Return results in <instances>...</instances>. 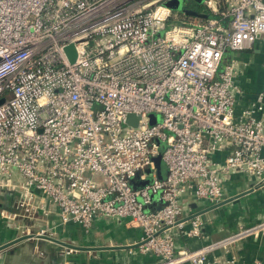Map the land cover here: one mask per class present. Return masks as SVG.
I'll return each mask as SVG.
<instances>
[{"label": "built area", "instance_id": "built-area-1", "mask_svg": "<svg viewBox=\"0 0 264 264\" xmlns=\"http://www.w3.org/2000/svg\"><path fill=\"white\" fill-rule=\"evenodd\" d=\"M164 1L0 0V186L19 177L27 217L49 203L83 229L121 220L141 230L152 264H197L237 233L177 250L184 223L188 236L201 224L182 197L217 204L232 172L264 184V92L236 113V70L223 61L264 33V0H204L215 15L197 18Z\"/></svg>", "mask_w": 264, "mask_h": 264}, {"label": "crops", "instance_id": "crops-1", "mask_svg": "<svg viewBox=\"0 0 264 264\" xmlns=\"http://www.w3.org/2000/svg\"><path fill=\"white\" fill-rule=\"evenodd\" d=\"M223 61H232L235 66L234 82L241 91L235 109L239 113L255 100L257 93L264 92V33L249 47L237 51L225 50ZM223 154L218 153L216 157L220 159ZM160 172L164 176L165 167ZM19 181L14 173L10 185L0 186V245L26 233L43 231L60 241L83 248L66 247L48 239L24 238L0 250V264H152L156 261L153 253L142 252L137 245L142 236L141 230L127 227L121 220L98 218L88 229H83L73 221L61 222L56 207L47 203L45 213L38 210L32 218L28 217L30 219L23 216V219L18 217L11 221L1 212L15 215L16 211H10L17 210L15 184ZM251 181L252 178L244 173L223 175L225 199L247 192L213 208L205 200L183 196L182 202L187 206L184 215L192 218L197 214L201 221L200 233L188 236L185 231L191 225L189 220L186 221L184 230L177 231L175 235L176 249L195 251L237 233L224 249H215L203 263L197 264L231 261V264H264V228H259L264 223V184L254 186ZM34 230L36 232H32ZM183 264L193 263L185 261Z\"/></svg>", "mask_w": 264, "mask_h": 264}, {"label": "water", "instance_id": "water-1", "mask_svg": "<svg viewBox=\"0 0 264 264\" xmlns=\"http://www.w3.org/2000/svg\"><path fill=\"white\" fill-rule=\"evenodd\" d=\"M187 1H189V0H165L164 1V5L166 7H168L169 9L173 10V11L183 12L184 14L193 15V16H201V15H204L203 13H200V12L194 10V9L187 8L186 7V2ZM191 1H193L196 5H200V4H202L204 2V0H191ZM64 51H65V53H66L69 61L70 62H73L74 59H75V56H76V53H75V49H74L73 44L66 45L64 47ZM5 98H6V96H4L3 98H1L0 99V102H2ZM150 118H151V121H153L154 116L152 115V116H150ZM137 119H138V116L134 115L133 113H129L126 116V122L127 123H130L131 125H134V126L136 125ZM154 165H155L156 169L158 170V173H159V176L158 177L159 178H163L164 176L162 175V173L160 172V170L164 167V164L161 161V159L159 158L157 161H155ZM251 185H254L255 186L257 184L255 183V181H251ZM248 190H250V188ZM245 192H247V191H244V192H241V193H239L237 195L228 197V198L224 199L223 201H221V202H219L217 204L212 205L210 208L217 207V206H219L221 204H224L226 202H229V201L237 198L238 196L244 194ZM193 216H195V215H193ZM33 237H35V238H41V239H48V240H51L53 242L59 243V244H61L63 246L70 247V248H74V249L75 248L76 249H82L83 248V247H78V246L71 245V244H68L66 242L60 241V240H58V239H56L54 237H51V236H49L47 234H43V233H37V234H35V233H26L24 235H21V236L13 239L11 241H8V242L0 245V250L6 248L7 246H9V245H11V244H13V243H15V242H17L19 240L24 239V238H33ZM125 247H128V246H125Z\"/></svg>", "mask_w": 264, "mask_h": 264}, {"label": "rangeland", "instance_id": "rangeland-1", "mask_svg": "<svg viewBox=\"0 0 264 264\" xmlns=\"http://www.w3.org/2000/svg\"><path fill=\"white\" fill-rule=\"evenodd\" d=\"M193 2V1H192ZM194 3V2H193ZM195 4V3H194ZM191 7L192 8H194L195 9V6L191 3ZM205 10L207 9V8H204ZM207 10H209V9H207ZM163 34V30H161L160 32H158V35H162ZM157 118H158V120H160V116L159 115H157ZM160 158V156H155V157H153V161H154V163H155V161H157L158 159ZM158 176H159V173H158ZM23 209H18L17 208V210H15L14 209V211H10V212H17V216L15 217V215H14V218L13 219H10L11 221H15V220H17L18 219V217H21L20 219H23V216H26L27 217V213H25V212H23L22 211ZM29 216V215H28ZM28 218V217H27ZM28 219H30V218H28ZM32 232H36L35 230L34 231H32ZM46 234V233H45ZM47 235H50V234H47ZM51 236V235H50ZM32 239H34V238H32ZM76 243V242H75ZM68 251V250H67Z\"/></svg>", "mask_w": 264, "mask_h": 264}, {"label": "trees", "instance_id": "trees-1", "mask_svg": "<svg viewBox=\"0 0 264 264\" xmlns=\"http://www.w3.org/2000/svg\"><path fill=\"white\" fill-rule=\"evenodd\" d=\"M191 3L195 6V9L191 7ZM186 7L189 8V9H194V10L200 12V13H203L205 17L214 16L215 15V14H212L210 10H207L208 8L205 6L204 3H202L200 5H196L191 0H189V1L186 2ZM204 8H207V9L205 10Z\"/></svg>", "mask_w": 264, "mask_h": 264}]
</instances>
